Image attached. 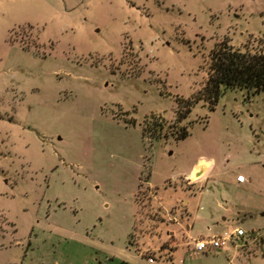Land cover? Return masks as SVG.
Returning a JSON list of instances; mask_svg holds the SVG:
<instances>
[{
	"label": "rangeland",
	"instance_id": "1",
	"mask_svg": "<svg viewBox=\"0 0 264 264\" xmlns=\"http://www.w3.org/2000/svg\"><path fill=\"white\" fill-rule=\"evenodd\" d=\"M224 39L264 50V0H0V264H264V92L179 122Z\"/></svg>",
	"mask_w": 264,
	"mask_h": 264
},
{
	"label": "trees",
	"instance_id": "2",
	"mask_svg": "<svg viewBox=\"0 0 264 264\" xmlns=\"http://www.w3.org/2000/svg\"><path fill=\"white\" fill-rule=\"evenodd\" d=\"M208 78L201 90L183 104L177 100L182 113L179 122L187 119L200 102L215 109L221 95L230 89H247L255 94L264 92V50L246 47L237 49L228 40L218 42L209 55ZM183 110V111H181ZM188 130L183 129L177 140L185 139Z\"/></svg>",
	"mask_w": 264,
	"mask_h": 264
},
{
	"label": "built area",
	"instance_id": "3",
	"mask_svg": "<svg viewBox=\"0 0 264 264\" xmlns=\"http://www.w3.org/2000/svg\"><path fill=\"white\" fill-rule=\"evenodd\" d=\"M237 181L239 183H245L247 178L243 175H238ZM239 238L249 239L247 233L241 228L233 231H224L220 235H213L208 238H200L194 241L195 251L217 252L220 249H224L229 244L234 243V241Z\"/></svg>",
	"mask_w": 264,
	"mask_h": 264
},
{
	"label": "crops",
	"instance_id": "4",
	"mask_svg": "<svg viewBox=\"0 0 264 264\" xmlns=\"http://www.w3.org/2000/svg\"><path fill=\"white\" fill-rule=\"evenodd\" d=\"M203 164V173H202V175H201V177H200V180H201V184H203V182L205 181V179H206V177L208 176V173H209V170L211 169L210 168V165H211V162L210 161H206V160H200V161H198L196 164H194L193 165V167H192V169H191V171H190V173L188 174V176L186 177V181L187 182H190V183H192L193 182V175H194V173L196 172V170L199 168V167H201V165ZM240 175V174H239ZM236 182H238L237 180H236ZM246 183H248V179H247V181L245 182V183H239L238 182V185H240V186H242V185H244V184H246ZM237 184V183H236ZM182 203H184V202H182ZM180 203H177V204H175V206H173V208L174 207H176V206H178ZM185 210L188 212V209L187 208H185ZM226 219L227 218H224L223 220L224 221H226ZM189 229V228H188ZM189 234V241H191V243L193 244V242L195 241V239L192 237V235H190V232H188ZM213 236V235H212ZM208 237H211V236H207L206 238H208ZM200 239V238H199ZM240 239V238H239ZM239 239H236L235 241H234V243H231V244H229V245H233L234 246V250H236L237 248H238V246L239 245H237L236 244V241H238ZM243 239V238H242ZM197 240V239H196ZM244 241H245V245L246 246H252V241L250 240V239H244ZM190 243V242H189ZM188 243V244H189ZM227 247V246H226ZM236 254V253H235Z\"/></svg>",
	"mask_w": 264,
	"mask_h": 264
}]
</instances>
